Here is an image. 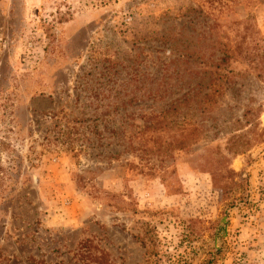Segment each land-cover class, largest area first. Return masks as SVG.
<instances>
[{"label": "rangeland", "instance_id": "1", "mask_svg": "<svg viewBox=\"0 0 264 264\" xmlns=\"http://www.w3.org/2000/svg\"><path fill=\"white\" fill-rule=\"evenodd\" d=\"M0 264H264V3L0 0Z\"/></svg>", "mask_w": 264, "mask_h": 264}, {"label": "trees", "instance_id": "2", "mask_svg": "<svg viewBox=\"0 0 264 264\" xmlns=\"http://www.w3.org/2000/svg\"><path fill=\"white\" fill-rule=\"evenodd\" d=\"M242 2H243V0H238L239 4H241ZM248 3L252 7H256V6H259L260 4L264 3V0H247V4ZM250 18L251 17L249 16L247 18L246 22H249ZM235 26H236V30H234L235 39L233 40L234 49L233 50H232V48L230 49L231 55L229 54V52H225L224 58H220L221 62L226 61V58L228 60V58H230L232 56L233 57L234 56H236V57L241 56L243 59H246L248 57L247 55L243 56L242 54L245 52V50H243V48L245 49V46H247V44H248L247 38L249 35V30L251 28L245 27L244 30L240 29V26H243V22H240V21L235 23ZM212 43H214V42H212ZM218 44L223 46V47L227 46L226 44L219 43V41H218ZM218 66H220L219 63H216L217 68H219ZM202 67L203 68H201L200 72H195L196 77H199L202 73L204 74L203 77H201L200 80L196 83V86H201V88H202V90L198 89V91H201V93H202L200 100H198L199 96L197 97L198 93H194L191 91V90H194L193 88L191 90H188L187 93L185 94V95H187L185 100L187 99V102L189 104L196 101L197 103H200L201 108H202V104L207 106L210 103H212V104L215 103L216 102V99H215L216 94L217 93L221 94L222 89L225 87V85H228V82L225 81L226 76H224L221 73V71H219V70H214V71L208 70L207 68H209L211 66H210V64H207V63H203ZM224 82H225V84H224ZM203 111H204V109H203ZM247 114H248V111H245L243 114V118H242L243 120H241V119L236 120L235 125H239L241 127V126H243L244 120H245V122H248L246 120ZM193 130H194V126H193V128H191V127L188 128V132L190 134H193ZM232 134H233V132L231 133V138L228 140V147H227L228 152L230 153V156H236L240 153H244L248 149V147L251 145V141H252L247 136L248 133L246 135H244V134L243 135H241V134H238V135L233 134L232 135ZM245 138H246V140H245Z\"/></svg>", "mask_w": 264, "mask_h": 264}]
</instances>
